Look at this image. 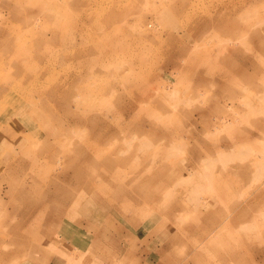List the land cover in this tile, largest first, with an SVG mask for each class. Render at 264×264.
Segmentation results:
<instances>
[{
    "label": "rangeland",
    "instance_id": "rangeland-1",
    "mask_svg": "<svg viewBox=\"0 0 264 264\" xmlns=\"http://www.w3.org/2000/svg\"><path fill=\"white\" fill-rule=\"evenodd\" d=\"M263 39L264 0H0V82L108 125L4 93L0 264H264Z\"/></svg>",
    "mask_w": 264,
    "mask_h": 264
},
{
    "label": "bare ground",
    "instance_id": "bare-ground-1",
    "mask_svg": "<svg viewBox=\"0 0 264 264\" xmlns=\"http://www.w3.org/2000/svg\"><path fill=\"white\" fill-rule=\"evenodd\" d=\"M108 11V13L110 14V13H114V12H116L117 11V9L116 8H110L109 10H107V9H104L103 11H102V13H105V12H107ZM256 35H258V36H261L260 34H262V33H259V31H255L254 32ZM109 34V32L107 33V35ZM36 36H37V34H36ZM40 36V35H39ZM34 38H36V37H34ZM37 39V38H36ZM9 44H11V41H10V43ZM4 45V44H3ZM11 46V45H10ZM261 46L262 47H264V39L262 40V42H261ZM14 50V49H13ZM14 53V52H13ZM12 55V54H11ZM9 57V56H8ZM12 57V56H11ZM11 57H10V59H11ZM13 58V57H12ZM27 58V57H26ZM10 59H8V60H10ZM15 59V58H14ZM13 60V59H12ZM3 61V60H2ZM26 61V60H25ZM28 61V60H27ZM2 64V63H1ZM4 64V63H3ZM29 65V64H28ZM31 65V64H30ZM2 66V65H1ZM4 66V65H3ZM6 66V65H5ZM44 66H46V65H44ZM50 66V65H49ZM49 66L47 67V69L49 68ZM10 67V66H9ZM46 67H45V71H47L46 70ZM43 68V67H42ZM51 68V67H50ZM50 68H49V70H50ZM13 70H14V77L16 78V79H13V77H11V76H6L5 77V81H2V82H0V105H2V103L3 104H6V102H7V100H10V99H12L10 96L9 97H7V99H5V97H4V93L6 92V91H8V90H11V91H14V92H22V91H26V93L27 94H30V93H32V92H36V95L38 96V98L39 99H42L43 100V102H41L40 104H39V106H36L35 107V105H33L34 106V108H33V110H32V114H34L35 116H36V118L38 119V120H40V121H43V120H41V118L42 119H44V117L48 114L47 112H46V108H45V106H46V104H45V102H44V100L46 99H48L49 100V96H52V97H54V98H57V100H59V102H60V104H58V105H60L61 106V109H62V111L61 112H63V113H61V114H64V118H65V120H66V118H68L69 119V123L65 126L64 125V127L62 126L60 129V133L61 134H63V133H66V129H65V127H71V126H73V125H75V123H78L79 121H82L83 123H85V124H88V125H90V126H92V127H101V128H104V127H107L108 125L105 123V124H103V123H101V121H100V119H101V117H99V119L98 118H96V120H94L93 119V117L92 116H90V115H84V114H79V112H78V110H81V109H79L80 108V102H78L77 100H75L74 98H73V92H74V90H75V86L73 85V83L72 84H68V85H64V83L62 84H55L54 86H52V87H49V82H48V80L50 79V77H51V73H52V71L50 72V74L49 75H47V76H45L46 78L45 79H47L46 81L48 82V83H45V82H43L45 79H44V74H42V73H37V72H35L34 70H25L26 69V67H24V71H22V70H19V68H17L15 65H14V68H12ZM11 68L9 69V70H12ZM3 70V69H2ZM5 70V69H4ZM43 70V69H42ZM52 70V69H51ZM4 72V71H3ZM2 72V73H3ZM47 73V72H46ZM45 73V74H46ZM7 74V73H6ZM48 74V73H47ZM1 75H3V74H1ZM12 75V74H11ZM50 76V77H49ZM2 77V76H1ZM53 78H55V77H53ZM1 79V78H0ZM59 79V78H58ZM54 81L55 80H57L56 78L55 79H53ZM44 83V84H42V82ZM51 83V82H50ZM76 83H78V82H76ZM44 85V86H43ZM51 86V85H50ZM60 86H63V91L60 89ZM25 89V90H24ZM59 91H62V95H61V98H59L58 99V97H57V94L59 93ZM14 92H11V93H14ZM52 97H51V99H52ZM32 97H30V99H31ZM53 98V99H54ZM151 99V98H150ZM160 99V98H159ZM56 100V101H57ZM75 100V101H74ZM41 101V100H40ZM50 101V100H49ZM55 101V102H56ZM13 102L14 101H12L11 100V104H13ZM29 102H30V100H29ZM54 102V103H55ZM33 103V102H32ZM31 103V104H32ZM49 103V102H48ZM53 103V105H56V104H54ZM82 103V102H81ZM57 105V106H58ZM165 105V104H164ZM32 106V107H33ZM50 106V105H49ZM51 106H52V104H51ZM89 109V108H88ZM85 110V109H84ZM60 112V111H59ZM9 113V112H8ZM57 113V112H56ZM59 114V113H58ZM50 115V114H49ZM53 115H54V113H53ZM56 116V115H55ZM3 118L5 117V119H9V117L11 118V115L9 114V115H3L2 116ZM32 117V116H31ZM51 117H53V116H51ZM58 118V117H57ZM34 119V118H33ZM55 120V119H54ZM9 121V120H8ZM11 123H12V121H10ZM10 122H7V124L8 123H10ZM1 123H3V122H1ZM6 124V125H7ZM5 125V124H4ZM2 126V125H1ZM0 126V127H1ZM9 126H10V124H9ZM12 126H13V124H12ZM2 128V127H1ZM68 130V129H67ZM12 131V130H11ZM71 131V130H70ZM69 131V132H70ZM9 132V131H8ZM7 132V133H8ZM53 132V131H52ZM68 132V131H67ZM14 133V132H13ZM12 133V134H13ZM55 133V132H54ZM67 134V133H66ZM108 134H110V135H112V132H107L106 131V135H108ZM11 135V134H10ZM20 135V134H19ZM47 136L48 135H50V133H48V134H46ZM51 135H53L54 136V138H55V136H57L56 134H52L51 133ZM67 136V135H66ZM13 137L17 140V138H18V136H17V134L15 133L14 135H13ZM22 137H24L23 135H22ZM72 137V136H71ZM108 137V136H107ZM48 138H50V136H48ZM64 138V137H63ZM20 140V139H19ZM18 141V140H17ZM60 141V140H59ZM71 141V140H70ZM21 142V141H20ZM106 142V141H105ZM105 142H103V143H105ZM47 144H49V143H45L44 144V148L42 149H40V151H38V153H37V156H40L41 154H43L44 153V150L46 149V147H48L49 145H47ZM65 144V146H66V148H68V146L71 144V142H68L67 141V143H64ZM15 145V144H14ZM48 149V148H47ZM63 149V148H62ZM82 149H81V147L76 143V145L73 147V148H68V150H66V151H64L63 153L68 157V159H69V163H71V165L75 162V160L72 158V155L76 158V156L77 157H80L81 156V154H82ZM65 156V157H66ZM53 159V158H52ZM32 162H33V160H32ZM34 162H35V160H34ZM54 162V161H53ZM108 163H110V160H108ZM24 165V164H23ZM33 165H34V163H33ZM84 165V164H83ZM82 165V167L84 168V166ZM74 166V165H73ZM81 167V169L83 170V168ZM13 168V167H12ZM76 168V167H75ZM85 169V168H84ZM17 170V169H16ZM19 172V171H18ZM76 172L77 173H80V167L79 166H77V169H76ZM14 173V172H13ZM62 173V172H61ZM67 175V174H66ZM64 176V175H63ZM16 180V179H15ZM15 182V181H14ZM21 184V183H20ZM24 185H25V183H23ZM34 186V185H33ZM40 186V185H39ZM25 187V186H24ZM23 186H22V189L23 190H25V188H24ZM55 188V187H54ZM56 189V188H55ZM66 191V190H65ZM56 192H58V191H56ZM63 192V191H62ZM60 193V192H59ZM25 198H23V200H24ZM27 199V198H26ZM246 212H244V213H242L241 214V216H246Z\"/></svg>",
    "mask_w": 264,
    "mask_h": 264
},
{
    "label": "crops",
    "instance_id": "crops-1",
    "mask_svg": "<svg viewBox=\"0 0 264 264\" xmlns=\"http://www.w3.org/2000/svg\"><path fill=\"white\" fill-rule=\"evenodd\" d=\"M116 162H117V161H116ZM118 162H119V161H118ZM82 163L84 164L85 162H82ZM81 167H82V166L80 165V170H82V169H81ZM69 197H70V195H69V194H67V195H66V197H64V198H63V201H66V200H68V199H69ZM241 214H242V213H241ZM241 214H240V218L244 217V216H241Z\"/></svg>",
    "mask_w": 264,
    "mask_h": 264
}]
</instances>
